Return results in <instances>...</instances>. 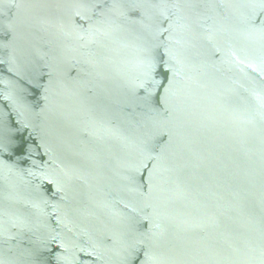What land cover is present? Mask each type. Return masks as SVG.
Instances as JSON below:
<instances>
[{
  "label": "water",
  "instance_id": "95a60500",
  "mask_svg": "<svg viewBox=\"0 0 264 264\" xmlns=\"http://www.w3.org/2000/svg\"><path fill=\"white\" fill-rule=\"evenodd\" d=\"M0 264H264V0H0Z\"/></svg>",
  "mask_w": 264,
  "mask_h": 264
}]
</instances>
